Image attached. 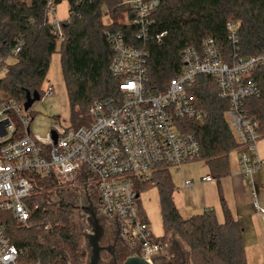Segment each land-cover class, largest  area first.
<instances>
[{"label": "built area", "instance_id": "built-area-1", "mask_svg": "<svg viewBox=\"0 0 264 264\" xmlns=\"http://www.w3.org/2000/svg\"><path fill=\"white\" fill-rule=\"evenodd\" d=\"M159 5V0L122 2L134 15L124 25L133 28L135 35L127 37L124 32L111 29L104 32L113 52L109 71L118 83V95L94 101L89 108L88 125L54 126L42 139L31 134L34 118L30 110L0 92V215L11 214L20 228L28 227L39 210L38 205L31 206L36 178H54L61 188L79 193L82 188L87 196L85 206L93 203L106 230L115 227L136 251L135 256L149 264L159 263L167 256L170 241L154 237L148 222L138 213V200L142 189L157 186L155 179L160 172L182 171L185 164L200 160V143L187 132V123L203 125L207 117L191 93L200 76L213 78L219 99L229 103L225 116L240 151L241 174L248 182L254 208L264 214L255 182V176L264 168V160L258 154L262 138L257 119L245 107L247 101L260 96L251 73L264 66V53L241 57V23L230 20L226 31L233 54L228 56L212 38L205 39L201 49L187 47L180 54V73L164 92H152L148 88V52L145 47L134 46L133 40L154 39L152 15ZM47 14L53 34L58 41L64 40L63 25L70 22V11L68 19L61 21L55 0H48ZM107 14L106 10L104 16ZM112 24V20L105 23L108 27ZM164 36L155 38L160 42ZM24 47L21 36L10 47L7 58L0 54V76L8 74L7 63L15 60ZM52 93L48 88L47 95ZM12 112L20 118L22 130L12 122ZM53 134L57 135L56 143ZM211 181L210 176L202 179L204 183ZM183 183L189 190L195 185L192 180ZM49 229L51 225L45 226V230ZM91 231L89 227L88 234ZM28 252L12 245L0 218V264H42L39 260L29 261Z\"/></svg>", "mask_w": 264, "mask_h": 264}, {"label": "trees", "instance_id": "trees-1", "mask_svg": "<svg viewBox=\"0 0 264 264\" xmlns=\"http://www.w3.org/2000/svg\"><path fill=\"white\" fill-rule=\"evenodd\" d=\"M64 1L69 5L71 18L63 25L62 66L72 124L78 128L89 124V108L94 101L118 95V83L109 71L113 52L104 32L111 29L133 37L135 30L124 23L133 20L134 15L122 6L123 0H55V3L60 5ZM47 2L32 0L30 5L26 0L0 2V54L7 58L16 38L22 36L25 40L15 64L9 68L6 78L0 80V92L9 94L22 105L26 103V92H37L41 99L46 95L41 86L58 42V36L49 26ZM159 2V8L152 15L153 29L155 36H165L160 42L155 36L146 42L133 40L134 46L145 47L148 52V88L152 92H164L171 79L180 73V54L187 47L201 49L203 41L212 38L228 56L233 54L226 31L230 20L241 23L238 45L241 57L264 53V0ZM103 7L113 21L110 27L104 23ZM251 75L260 89V96L247 101L245 107L257 119L260 136L264 139V66ZM191 93L207 117L203 125L187 123V132L199 141L200 159L209 166L211 174L221 178L229 172L230 153L238 147L225 117L229 103L219 99L216 82L211 77H198ZM155 180L160 188L165 242L169 241L170 233L182 238L191 249L193 264H246L241 224L226 207L223 224L213 212L185 220L175 207L171 173L162 171ZM55 182L54 178H36L31 206L38 205L39 210L32 216L29 229L19 228L11 214L3 213L0 218L12 245L29 250L26 256L29 261L84 264L87 252L72 216L57 205L43 202V193L56 188ZM49 223L51 229L45 230Z\"/></svg>", "mask_w": 264, "mask_h": 264}, {"label": "rangeland", "instance_id": "rangeland-1", "mask_svg": "<svg viewBox=\"0 0 264 264\" xmlns=\"http://www.w3.org/2000/svg\"><path fill=\"white\" fill-rule=\"evenodd\" d=\"M128 1L129 0H123V2L125 3H127ZM106 10L107 8L103 7L104 14L106 13ZM68 16L69 5L67 1H64L58 6V18L61 21H65L68 19ZM103 20L104 23L107 24L110 23L111 19L107 14L104 16ZM63 42L64 40L57 42L56 53L53 54L50 58L49 71L45 81L41 86V91L46 93V95L40 101L35 103L29 111V114L34 117V120L31 124V134L34 136H39L42 139L48 137L52 130V127L54 126H59L62 128H74V125L72 124L71 105L69 101L67 84L63 74ZM15 62L16 61L13 60L10 62V64L7 63L8 68L12 67ZM6 76L7 75L0 76V80L3 81ZM48 88H51L53 90L52 94L47 95ZM10 117L15 127L18 130H22L23 125L18 115L12 112L10 113ZM19 136L20 134L17 135L16 139ZM259 150L264 152V140L260 141ZM236 156V151L230 153L229 160L233 162ZM181 170L182 171L173 170L171 172V177L175 185V192L173 197L177 211L181 213V216L183 218H186H184L185 220H187L190 219L189 213H187L189 205H199L204 193L206 192L207 186H198L197 183L200 182L202 176L206 175L209 170L204 161H195L193 163L185 164L181 168ZM183 177L185 179L194 181L195 186L193 191L189 192L187 191V189L185 190L183 188ZM256 190L258 193V200H260L264 192L259 190V188L257 187ZM78 191L79 190H74L71 188H61L57 184L56 188H54L52 191L43 193V202L47 204L57 205L64 211H67V214L72 216V223L78 229L77 231L83 236V247L87 252L86 262L84 264H89L91 251L87 247L85 236L88 234L90 226L88 225L86 214L82 210H80L82 206L88 204L87 196L84 195L85 193L83 192L82 188L80 190V193ZM93 199H95V196L93 197ZM259 203L261 204L260 201ZM200 205H202V203ZM261 206L262 205H260V207ZM138 213L143 220L148 222L155 238H162L165 236L163 215L161 212L160 188L158 186L149 187L141 192V196L138 200ZM30 227L31 225L29 224L28 227L22 229H29ZM260 229L261 231H263V233L261 234V238L264 240V230L261 227ZM167 237L170 241V249L168 251L169 257L172 254H179L181 252L184 254L186 263L193 264L191 259V249L187 247L184 240L180 237H174L172 233H170V235H168ZM244 238L247 241V243L244 244L246 264H264V244L258 241V244L260 243L258 247H247L246 244L254 242L255 245L257 241L256 237L252 238V232L250 229L246 230L243 233V239Z\"/></svg>", "mask_w": 264, "mask_h": 264}, {"label": "crops", "instance_id": "crops-1", "mask_svg": "<svg viewBox=\"0 0 264 264\" xmlns=\"http://www.w3.org/2000/svg\"><path fill=\"white\" fill-rule=\"evenodd\" d=\"M26 1L27 4L29 5L32 2V0H26ZM234 151L237 152V156L233 162L229 160V172L221 178H216L215 176H213L211 174V170L209 166L206 164L209 172L206 175L202 176L200 182L197 183L198 186H203V185L207 186L206 192L204 193L201 199L202 205H200L201 203L197 206L193 204L189 205V209H187V213H189V218H192L194 216L203 215L208 212H213L216 215L218 222L223 224L225 221L224 208L226 207L231 213V215L234 217V219L240 222L243 233L246 230L250 229L252 232V238L256 237L257 241L255 245L254 242H250L246 244L247 247L248 248L250 246L258 247L260 244V243L258 244V241L264 244V240L261 238V234L263 233V231H261L260 229L261 227L264 230V214L257 211L253 206L254 199L249 189L248 182L241 174V166L239 164V159H240L239 148L237 147V149H235ZM234 151H232L231 153H233ZM258 154L264 160V152L259 150V147H258ZM198 161H202V160L200 159ZM171 172L172 171H170V173ZM207 176L212 177V181L208 183L202 182V179ZM184 180H188V179H185L183 177V182ZM255 182H256V187L264 192V168L255 176ZM182 186L185 190L187 189L184 186V183ZM193 189L191 190L187 189V191L191 192L193 191ZM257 200H258V193H257ZM259 201L261 202V204L259 203ZM258 203L259 206L260 205L263 206V207L261 206L262 207L261 209H264V193L261 196L260 200H258ZM243 241L244 244L247 243L245 238L243 239Z\"/></svg>", "mask_w": 264, "mask_h": 264}, {"label": "water", "instance_id": "water-1", "mask_svg": "<svg viewBox=\"0 0 264 264\" xmlns=\"http://www.w3.org/2000/svg\"><path fill=\"white\" fill-rule=\"evenodd\" d=\"M40 95L35 92L31 94L26 92V103L24 104L25 110L29 111L33 105L40 101ZM54 142H57V135L53 134ZM87 215V222L91 228V233L85 236L87 241V247L91 251L90 262L89 264H102V253L104 248L101 246L106 235V228L102 225L101 219L98 217V211L94 207L93 203H90L89 206L82 207L81 209ZM124 264H149L144 259L139 256H132L126 260ZM186 264V260L183 262Z\"/></svg>", "mask_w": 264, "mask_h": 264}, {"label": "flooded vegetation", "instance_id": "flooded-vegetation-1", "mask_svg": "<svg viewBox=\"0 0 264 264\" xmlns=\"http://www.w3.org/2000/svg\"><path fill=\"white\" fill-rule=\"evenodd\" d=\"M105 249L102 253V264H124L126 260L135 256L136 251L127 244L116 231L115 227L106 230V235L101 242ZM183 253L167 256L157 264H183L185 261ZM187 264V263H186Z\"/></svg>", "mask_w": 264, "mask_h": 264}, {"label": "bare ground", "instance_id": "bare-ground-1", "mask_svg": "<svg viewBox=\"0 0 264 264\" xmlns=\"http://www.w3.org/2000/svg\"><path fill=\"white\" fill-rule=\"evenodd\" d=\"M34 116V115H33Z\"/></svg>", "mask_w": 264, "mask_h": 264}]
</instances>
